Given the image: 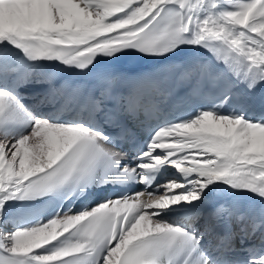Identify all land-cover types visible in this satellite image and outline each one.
Instances as JSON below:
<instances>
[{
	"label": "snow or ice",
	"instance_id": "snow-or-ice-1",
	"mask_svg": "<svg viewBox=\"0 0 264 264\" xmlns=\"http://www.w3.org/2000/svg\"><path fill=\"white\" fill-rule=\"evenodd\" d=\"M262 85L264 0H0V264H264Z\"/></svg>",
	"mask_w": 264,
	"mask_h": 264
},
{
	"label": "bare ground",
	"instance_id": "bare-ground-1",
	"mask_svg": "<svg viewBox=\"0 0 264 264\" xmlns=\"http://www.w3.org/2000/svg\"><path fill=\"white\" fill-rule=\"evenodd\" d=\"M263 88H264V85L258 87L256 89L255 93L258 94ZM26 103H31V101L30 100L29 101H26ZM160 194L162 195L163 193H160ZM145 198H147V197H145Z\"/></svg>",
	"mask_w": 264,
	"mask_h": 264
}]
</instances>
